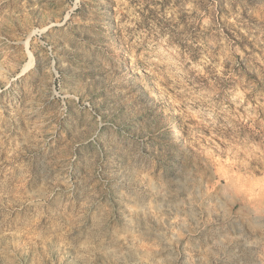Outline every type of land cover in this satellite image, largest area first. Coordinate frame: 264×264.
I'll use <instances>...</instances> for the list:
<instances>
[{
    "label": "rangeland",
    "instance_id": "374dc122",
    "mask_svg": "<svg viewBox=\"0 0 264 264\" xmlns=\"http://www.w3.org/2000/svg\"><path fill=\"white\" fill-rule=\"evenodd\" d=\"M0 264H264V0H0Z\"/></svg>",
    "mask_w": 264,
    "mask_h": 264
},
{
    "label": "bare ground",
    "instance_id": "6f19581e",
    "mask_svg": "<svg viewBox=\"0 0 264 264\" xmlns=\"http://www.w3.org/2000/svg\"><path fill=\"white\" fill-rule=\"evenodd\" d=\"M171 133H172L173 135H176V134L178 133V130H177L176 126H173V128H172V130H171Z\"/></svg>",
    "mask_w": 264,
    "mask_h": 264
}]
</instances>
